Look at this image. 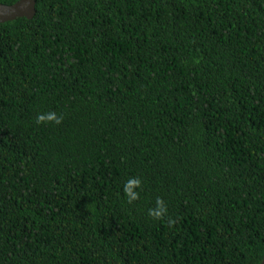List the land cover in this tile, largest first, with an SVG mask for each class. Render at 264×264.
Listing matches in <instances>:
<instances>
[{"label":"trees","instance_id":"obj_1","mask_svg":"<svg viewBox=\"0 0 264 264\" xmlns=\"http://www.w3.org/2000/svg\"><path fill=\"white\" fill-rule=\"evenodd\" d=\"M263 258L264 0H37L0 24V264Z\"/></svg>","mask_w":264,"mask_h":264},{"label":"water","instance_id":"obj_2","mask_svg":"<svg viewBox=\"0 0 264 264\" xmlns=\"http://www.w3.org/2000/svg\"><path fill=\"white\" fill-rule=\"evenodd\" d=\"M37 0H18L13 5L0 4V24L15 21L19 18L31 20L36 13ZM260 264H264V258Z\"/></svg>","mask_w":264,"mask_h":264},{"label":"clouds","instance_id":"obj_3","mask_svg":"<svg viewBox=\"0 0 264 264\" xmlns=\"http://www.w3.org/2000/svg\"><path fill=\"white\" fill-rule=\"evenodd\" d=\"M52 121L55 123H60V118L56 116L55 113H48V114H43V115H37L36 117V123L39 124L41 122H48ZM138 186L139 185V180H129L126 182L124 185V193L127 196L129 202H131L133 199L136 198V193L132 191L133 186ZM156 209L155 210H149V214L153 215L155 217H159L161 215V212L163 211V204L162 201L157 198L156 200Z\"/></svg>","mask_w":264,"mask_h":264}]
</instances>
